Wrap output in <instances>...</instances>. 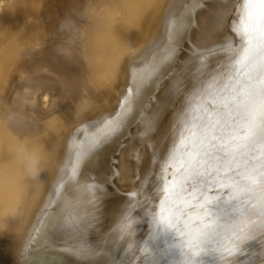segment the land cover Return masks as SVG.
Returning a JSON list of instances; mask_svg holds the SVG:
<instances>
[{
	"label": "bare ground",
	"instance_id": "bare-ground-1",
	"mask_svg": "<svg viewBox=\"0 0 264 264\" xmlns=\"http://www.w3.org/2000/svg\"><path fill=\"white\" fill-rule=\"evenodd\" d=\"M196 2L33 0L29 12L0 32V264H69L55 254H39L40 247L49 252L57 247L80 264H147L136 248L146 241L153 249L165 247L170 237L149 240L146 209L156 203L161 165L170 153L180 156L185 125L195 130L200 122L197 86L218 66L222 71L227 57L235 55L229 48L240 44L232 32L234 0H209L196 9L179 59L148 109L132 121L131 140L122 144L118 158L110 146L95 145L131 121L140 90L169 56ZM69 47L81 57L79 69L65 56ZM35 52L49 60L34 66L60 75L70 90L71 101L53 128L49 111L56 106L44 108L47 91L24 101L12 94ZM91 169L111 171L118 191L108 226L91 230L86 248L73 240L80 236L75 221L58 223L55 214L88 191L84 170ZM125 214L135 223L121 231ZM252 220L254 238L232 264H264V230L257 217ZM222 243L231 246L227 234ZM201 260L219 264L211 248Z\"/></svg>",
	"mask_w": 264,
	"mask_h": 264
},
{
	"label": "snow or ice",
	"instance_id": "snow-or-ice-1",
	"mask_svg": "<svg viewBox=\"0 0 264 264\" xmlns=\"http://www.w3.org/2000/svg\"><path fill=\"white\" fill-rule=\"evenodd\" d=\"M234 3L240 44L229 48L235 55L222 71L218 66L197 86L200 122L195 130L185 125L180 156L170 153L157 173L156 203L146 209L149 240H170L135 249L147 264H202L209 248L219 264H232L254 238L252 217L264 230V0ZM124 221L121 231L135 223L127 214ZM226 234L230 247L222 243Z\"/></svg>",
	"mask_w": 264,
	"mask_h": 264
},
{
	"label": "rangeland",
	"instance_id": "rangeland-1",
	"mask_svg": "<svg viewBox=\"0 0 264 264\" xmlns=\"http://www.w3.org/2000/svg\"><path fill=\"white\" fill-rule=\"evenodd\" d=\"M207 1L209 0H197L196 4L193 6L194 8L190 14V17H188L187 22H185V25L181 28V32H179V36L177 37L176 43L169 56L160 62L155 73L140 90L136 106L132 111L133 117L131 121H127L126 123L122 124L112 135L106 137L104 140L99 141L95 147L110 146L111 154H114V158H118L116 153L121 149L122 144L131 140L129 129L132 121L136 120L141 113L148 109L152 101L160 92L162 86L167 80L168 75L172 71L174 64L177 62L180 54L183 51L192 22L196 15V9L198 10L203 7ZM32 2L33 0H0V32L3 30V28H5V26L8 25V23L9 25L13 24L12 22L21 19L26 14V12H29ZM70 48H73L72 50L74 52H72ZM68 50L69 51L67 54H70L71 56H65H67V59L72 63H70L71 65H75L74 67H78L79 69L81 57L79 56L77 49L75 50L74 47H69ZM55 54L52 56L53 59L57 57ZM61 54L64 55V52ZM75 54L77 55V58ZM71 57L73 60L70 59ZM74 59L78 61L76 62ZM47 60H49V57L46 55L41 53L39 54L37 52L33 53L29 58L28 64H26L27 66L24 68L26 69V73H22L21 77L16 82H14L15 85L13 84L14 88L12 87V94L13 96L15 95V98L19 100L23 99L24 101V98H27L32 93L40 95L42 92L47 91L48 95L46 98H44V108L49 109V105L51 104L52 106L54 103L55 105L53 106H56L52 111H49L50 116L53 118L51 119L52 122L50 128H53L58 125L59 119L64 114V111L67 107L66 104L69 105L68 101L70 102L71 100L69 99L70 90L67 87L65 80L54 72L42 71L44 70L42 65L45 64ZM35 63L43 64L35 67ZM39 67H41L42 70ZM39 69L40 71H38ZM44 82L46 85L43 84ZM67 89L69 91H67ZM87 107L83 108L81 111L82 114L87 112ZM80 113L78 114V117L82 115ZM99 170L100 169H98V171ZM98 171L93 169L89 171L84 170V173H87L89 176V181L91 184L90 188L85 193L79 194L77 197L73 198L71 202H68L55 214V219L58 223H64L70 220L75 221L77 228L74 229L80 232V236L74 238L73 240L77 245L82 242L86 248H90L91 246V230L98 227L99 224L102 228H106L108 226V217L112 213V202L114 201L115 195L118 191V188L113 181L111 171L102 172L100 170L99 172L102 173H99ZM262 242H264V239L261 240V243ZM49 251L50 250H47L46 248L43 249V247H40L37 252L43 256L46 254H55L67 260L69 264H80L74 260L66 258L57 247L51 249L52 252Z\"/></svg>",
	"mask_w": 264,
	"mask_h": 264
}]
</instances>
